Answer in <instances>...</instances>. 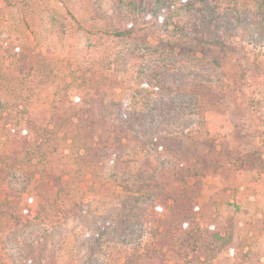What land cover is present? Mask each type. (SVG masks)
<instances>
[{
  "label": "rangeland",
  "instance_id": "374dc122",
  "mask_svg": "<svg viewBox=\"0 0 264 264\" xmlns=\"http://www.w3.org/2000/svg\"><path fill=\"white\" fill-rule=\"evenodd\" d=\"M64 1L36 0L34 12L43 5L64 12ZM95 8L93 3L84 5L81 14L93 17ZM107 8L109 4L103 9ZM25 15L31 14L18 9L0 13V61L12 64L34 90L33 96L27 92L30 99L24 113L14 114L10 124H5L0 106V175L4 177L0 179V264H264V182L243 163L254 152L264 159V46L235 31L230 34L232 59L221 69L201 57L163 63L145 59L127 41L109 39L102 42L101 51L90 50V41L73 22L70 35L51 38L50 47L43 46V52H30L23 48V35L33 39L44 33L34 26V15V20L28 18L29 27L23 26L27 30L17 31L16 25ZM117 16L121 31L144 27L156 35L162 31L160 17L113 14V18ZM45 42L40 38L42 45ZM107 69H111L112 79L121 81L124 97L136 95V83L142 80L155 83L158 78L162 85L157 92L148 90L155 109L150 129L119 131L112 147L115 152H135L137 160L155 162L156 178L163 189L146 203L138 195L127 197L118 182L101 184L103 174L111 170L104 141L93 143L87 153L93 175L78 181L86 159L81 166L71 162L74 149L64 141V133L50 134L54 124L50 117L63 106L58 98L59 79H68L75 72L80 82L84 75ZM192 74L205 78L199 91L187 83ZM110 81L104 82L101 95L111 96L120 83ZM200 90L216 99L208 100ZM96 92L97 88H90V95ZM71 100L77 107L86 101L79 93H73ZM225 103L239 113L236 129L223 118ZM157 125L167 131L157 132ZM43 128L49 131L45 134L48 140L40 144L36 139ZM59 173L67 175L69 183L61 192L48 191L47 179ZM21 193L25 199L20 198ZM174 193L182 198L178 206L171 200ZM31 195H37L41 204L26 199ZM128 213L133 219V226L125 232L128 241L95 242L107 225ZM72 221L79 225L78 243L65 234ZM39 224L49 234L35 243L26 240L16 251L13 237L21 233L26 238ZM216 234L232 239L219 254L212 251ZM206 256L212 259L208 261Z\"/></svg>",
  "mask_w": 264,
  "mask_h": 264
},
{
  "label": "trees",
  "instance_id": "16d2710c",
  "mask_svg": "<svg viewBox=\"0 0 264 264\" xmlns=\"http://www.w3.org/2000/svg\"><path fill=\"white\" fill-rule=\"evenodd\" d=\"M91 3L97 5L95 15L84 17L81 14L82 11H85L84 5ZM108 4L109 8L104 10L103 8L107 7ZM35 7H37L36 0H0V13L2 14L17 9L24 11L25 14H31L28 17L25 15L21 19V23L16 25L19 26L16 27L17 31L19 29L27 30L23 26L27 27L28 18L34 20L33 15L35 16L34 26H38V31L40 29L44 36L34 35V38L30 39L23 35L25 39V42L23 41L25 47L23 48L30 52L37 49L43 52V46L50 47L51 38L70 35L71 30H73V22L79 26L80 31L90 41L91 45H88L90 50L101 51L104 46L102 42L109 39L127 41L131 43L129 45L131 50L142 53L145 59H157L163 63L170 60L175 63L176 59H179V62H190L201 57L211 67L221 69V65L227 64L229 59H232L230 34L235 31H239L242 37L251 43L260 47L264 46V0H65L64 12L56 7L46 5L39 6L34 12ZM111 13L124 14L127 17H160L162 31L159 33L160 35L150 32V28L147 27L121 31L115 21V18L119 19L120 16L113 18ZM43 37L46 42L42 45L40 38ZM110 70L93 71L89 75H84L80 82L75 77V72H70L66 76L68 79L63 80L64 77L59 79L62 88L58 98L60 101L62 100L61 105L63 106L58 107L50 117L54 122L50 134L64 133V141L70 143L71 148L74 149V159L71 162H76L78 166H81L86 159L87 165L83 171L79 172L81 175L78 174L80 177L78 181L84 180L87 174L93 175L90 171L92 162L87 153L91 150L93 143L98 144L100 141H104L109 150L107 154L110 153L108 162L109 166L111 165V170L103 174L101 184L118 182L119 188H122L127 197L133 194L138 195L142 203H146L154 196H160L163 189L156 178L155 162L137 160L135 152L129 154L123 149L115 152L112 147L117 142L119 131L141 132L150 129L154 123L155 109L151 105L153 101L148 98L153 94L147 95L148 90L157 92L162 89V85H160L158 78L155 83L142 80L140 83H136V90H139L136 95L124 97L121 93V81L112 79ZM190 77L187 83L199 91L205 78L200 74H192ZM110 80L113 81V84L120 83L114 86L111 96L101 95V87L106 85L105 81L111 83ZM91 81L94 82V85H90ZM90 88H97L96 95H90ZM27 92L33 96L34 90L22 81L19 73L15 68H12V64L0 61V106L3 108L2 112L5 113V124L11 123L14 114L24 113V107L30 99ZM73 93H79L82 98H85L84 106L77 107L73 103L71 100ZM200 93L206 94L205 96L212 102L216 99L212 94L202 93V91ZM224 109L223 118L229 127L236 129L239 113L228 103L224 104ZM155 129L157 132H165L166 130L162 125H157ZM40 132L36 141L43 144L48 140L45 134H48L49 131L47 132V128H43ZM118 142L120 143L121 140L119 139ZM137 154L144 158L142 153L137 152ZM255 154V152L252 153L249 159L244 160L243 163L248 171L259 175L264 182V159L261 155L256 154L258 155L256 156ZM97 155L95 152L94 156ZM129 155L136 157V159L132 161L133 158ZM51 172H54L53 169ZM66 176L63 173H59L57 177L51 176L46 181L47 190L56 193L63 191V186L69 183ZM3 178L0 175V179L3 180ZM40 179L42 178L40 177ZM50 180H54V183L51 184ZM185 190L189 191L190 189H182V191ZM19 196L25 199L24 193ZM173 196L171 200L174 202V206H178L182 200L181 195L174 193ZM26 199H31L30 202H35L36 205L41 204L37 195L28 196ZM19 214L22 213L19 212ZM17 219L20 221L21 217L18 216ZM131 219L129 213L125 218H116L111 225L105 227L95 242L101 245L105 242L118 241L123 243L128 241L129 237L125 232L133 226ZM78 226V223L75 224L72 221L65 230L66 236L77 241V243L81 241ZM46 228L44 224H39L32 227L26 238H23L24 235L21 233L15 235L12 239L14 246H16L15 250L22 249L18 245H25L26 240L35 243L46 237L49 234ZM231 240L230 238L224 240L223 237L216 234L213 241V253L219 254L227 250L226 247L231 244ZM242 252L243 247L240 246L241 258H243ZM16 256L19 257V254ZM206 258L208 261L212 259V257L207 256Z\"/></svg>",
  "mask_w": 264,
  "mask_h": 264
}]
</instances>
